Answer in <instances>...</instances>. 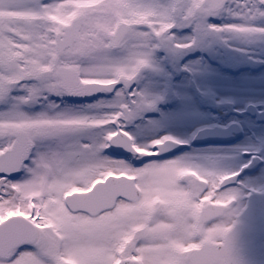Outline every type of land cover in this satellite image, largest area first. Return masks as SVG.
Masks as SVG:
<instances>
[{
  "label": "snow or ice",
  "instance_id": "6c2138e0",
  "mask_svg": "<svg viewBox=\"0 0 264 264\" xmlns=\"http://www.w3.org/2000/svg\"><path fill=\"white\" fill-rule=\"evenodd\" d=\"M257 49L264 0H0V264H264V129L163 130Z\"/></svg>",
  "mask_w": 264,
  "mask_h": 264
},
{
  "label": "rangeland",
  "instance_id": "374dc122",
  "mask_svg": "<svg viewBox=\"0 0 264 264\" xmlns=\"http://www.w3.org/2000/svg\"><path fill=\"white\" fill-rule=\"evenodd\" d=\"M214 19H228V18H214ZM253 47V46H252ZM264 51L257 49L254 53L251 54H261ZM198 55V53H196ZM238 60H244L245 56L242 54L236 55ZM223 75L228 76L227 79L229 83H232L233 80L241 81L242 84L236 87L235 93V100L237 101L236 104L228 101L227 99H217L218 97L228 95V93H221V96H217V93L209 94L208 92L204 95V97L198 98V100L202 103L201 107L202 110H199V105L196 104L197 109L199 110V118L194 120L191 125L186 127H170L167 129H163L166 131H170L173 134L182 135L191 133V126L193 127L195 124H203L209 123L212 121L224 122L222 120H229L234 119L236 117L241 116L236 112V106L242 105L245 100H253V99H264V67L260 68L259 70H239L237 73L233 75H227L223 73ZM178 76V75H177ZM225 77L216 81V88L212 89L214 92L220 91V89L224 92L228 88L223 87L222 81H225ZM179 82V80H177ZM243 92H247V94H243ZM242 94V96H241ZM178 102V101H177ZM176 102V103H177ZM175 103V104H176ZM169 105L166 106L169 107ZM222 117V118H220ZM246 125V124H245ZM240 145V144H238ZM237 146V145H235Z\"/></svg>",
  "mask_w": 264,
  "mask_h": 264
}]
</instances>
